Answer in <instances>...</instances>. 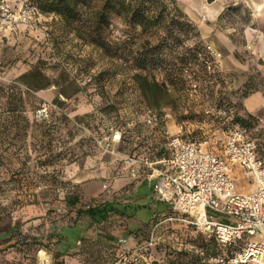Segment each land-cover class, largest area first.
I'll list each match as a JSON object with an SVG mask.
<instances>
[{
    "label": "rangeland",
    "instance_id": "1",
    "mask_svg": "<svg viewBox=\"0 0 264 264\" xmlns=\"http://www.w3.org/2000/svg\"><path fill=\"white\" fill-rule=\"evenodd\" d=\"M162 1L170 9L177 8L188 26L179 52L201 49L194 65L181 67L178 59L168 57L170 67L149 68L144 73L132 67V59L138 52L159 47L160 30L142 34L116 20L108 40L126 51L121 57L109 56L80 41L59 18L34 12L31 0H0V86H16L33 69L50 83L26 105V136L21 131L0 136V153L5 156L0 164V232L13 228L15 234L0 243V264H40L41 252V258L46 255L54 264L55 254L67 249L58 235L70 225L71 217L64 209L69 192L87 205L108 201L125 206L129 217L115 221L121 229L133 231L150 219L157 220L152 223L153 246L123 234L119 240L124 244L117 241L112 264H166L172 251L210 240L200 232L195 241L181 238L178 227L161 217L169 207L149 188L142 186L134 193L136 184H121L109 188L103 199L85 197L84 185H109L108 177L117 175L119 159L99 151L91 139V134H99L108 125L124 130L129 140L131 133L145 130L142 122L151 114L163 120L170 134L206 141L220 155L227 134L241 128L242 120L264 158V61L256 59L250 48L256 30V3L225 0L222 9L213 12L215 0ZM214 54L220 55L216 69L207 73L204 60L213 62ZM225 57L239 68L221 69ZM138 75H147L161 86L156 95L141 91ZM55 100L62 106L55 105ZM14 135L13 147L4 152ZM137 137L141 139L140 134ZM152 140L161 143L160 136ZM252 182L249 175L235 172V192H247ZM100 227L87 218L77 222L80 234ZM67 264L85 261L75 256Z\"/></svg>",
    "mask_w": 264,
    "mask_h": 264
},
{
    "label": "trees",
    "instance_id": "2",
    "mask_svg": "<svg viewBox=\"0 0 264 264\" xmlns=\"http://www.w3.org/2000/svg\"><path fill=\"white\" fill-rule=\"evenodd\" d=\"M31 1L40 15L59 18L67 29L80 41L96 47L109 56L121 57L126 51L124 48L120 50V48L108 40L110 28L116 20L121 21L125 26L130 27V29L138 28L142 34L160 30L163 39L159 47L138 52L132 59V67L137 71L145 73L149 68L166 69L170 67L168 65V57L178 59L181 67L197 63L196 55L201 48L189 50L185 53L179 52L188 26L183 21L177 8L170 9L165 1ZM161 49H167V54L157 53ZM136 80L141 91L150 96L156 95L157 91L161 88L154 79L150 80L147 75H138L136 76ZM17 82L16 86H0V136L6 132L12 133L13 131L15 133L21 131L23 132L22 136H26L29 127V112L26 109V105L30 99L34 98L35 94L50 86L46 77L36 69H33L28 75L22 77ZM54 104L59 107L62 106L58 100H55ZM239 123L242 127L248 125L246 121L242 120ZM21 124L23 126H20ZM161 126L159 123L157 127L145 129L152 132V138L155 139L159 136L158 131L161 129ZM15 137L16 135L10 140L4 152L13 147ZM143 141L139 143L138 147L147 146L151 151V158L158 157L159 150L155 148L156 145L146 142L145 138ZM129 151H135V149H129ZM3 154L0 153V164L5 160ZM257 155L261 158L258 151ZM261 159L264 160V158ZM105 194H100L99 196L103 199L105 198ZM64 209L70 215L71 221L70 225L64 228L63 234L58 235V239L67 246V249L55 254L54 264H67V260L75 256L83 257L85 264H112L113 257L118 248L117 241L119 240V236L124 234L125 238L131 239L132 241L139 237L141 240L139 243L146 244L151 238L152 223L157 222V220L150 219L148 223L140 225L133 231L129 228L121 229L120 225L115 221L119 217H129L126 213L125 206L108 201L100 204L87 205L83 198L70 192L65 195ZM171 216L172 212L170 209L161 215L165 221L171 218ZM111 217H114V219L112 220ZM82 218H87L91 223L101 227L94 231L86 230L80 234L77 232L80 231L77 228V222ZM170 224L178 227L176 231L181 233V238L186 240L188 237H193L195 241L197 231L193 227L175 221H170ZM18 234L21 236V232H18ZM73 234L76 235L73 236ZM14 235L13 228H7L6 233L0 232V243L8 242ZM21 237L26 238V236ZM72 237L73 239H70ZM38 240L36 239L35 241L38 243H35L42 246V243ZM71 251L76 252L72 253ZM223 253V250L218 246L217 242L214 239H210L200 245L192 246L188 250L180 252L172 251L167 256L166 264H218L217 261ZM140 264L145 263L140 262Z\"/></svg>",
    "mask_w": 264,
    "mask_h": 264
},
{
    "label": "built area",
    "instance_id": "3",
    "mask_svg": "<svg viewBox=\"0 0 264 264\" xmlns=\"http://www.w3.org/2000/svg\"><path fill=\"white\" fill-rule=\"evenodd\" d=\"M213 58V62L204 60L207 73L215 71L220 55ZM162 122L149 114L142 123L144 128H154ZM158 134L160 155L155 158L147 146L129 151L131 138L128 140L126 132L115 125L91 134V139L99 151L119 159L125 176L152 183L157 199L172 212L166 221L188 225L214 239L224 252L218 264H264V160L258 157L247 129L230 131L220 155L206 141L185 140L182 134H170L163 125ZM234 168L252 178V192H235ZM102 190L109 192L107 183ZM153 242L151 236L146 246H153ZM40 264H50L49 258Z\"/></svg>",
    "mask_w": 264,
    "mask_h": 264
},
{
    "label": "crops",
    "instance_id": "4",
    "mask_svg": "<svg viewBox=\"0 0 264 264\" xmlns=\"http://www.w3.org/2000/svg\"><path fill=\"white\" fill-rule=\"evenodd\" d=\"M254 2L256 3L254 11H255V13L257 15L256 16V30H255L254 35L252 36L253 37V39H252L253 45L250 48H252L256 59L264 61V0H254ZM224 3H225V0H215V1H213L212 5H211V10L213 12H217L219 9H222V5ZM235 67L239 68L238 65L236 66V64H234V62L228 60L226 57L221 62V69H223V70L234 69ZM147 132H148V130L145 129L143 132L140 131L139 133H134V132L131 133L132 138H131V141L129 143L130 145L128 144V148L129 149H133L134 147L138 146L137 144H135L136 141L139 140L140 142H142L143 139L145 138V135H148ZM137 134L141 135V139L137 137ZM146 137H147L146 142L154 143V145H156L155 148H157V149L160 148L159 147V146H161L160 142L152 140V132L150 133V135H148ZM143 143H144V141H143ZM117 166H118V168H116L117 169L116 170L117 175H115V176L112 175V176L108 177V181L110 182V184L109 185L107 184V185H108L109 188L114 189V188L120 186L121 184L129 185V184H133L134 183V184H136V188H135V192L134 193H136L137 188H142V186H143V188H149L150 190H152L151 193L153 194L154 197H156V195H155V193H154V191L152 189V183L147 182L146 180H143V179L134 180V179L128 178L127 176L124 175L125 171H124V169H123V167H122L120 162H119V165H117ZM235 172H240L241 173V171L239 169H237V168H234V173ZM102 185L103 184L100 185L99 183H96V182H94V183H92L90 185H87V184L84 185L83 189H84L85 197L86 198L87 197H92L91 195H94V197H97L100 194L107 193V192L102 190ZM86 187H89V188H86ZM253 189H254V185H253V182H252L247 187L248 191L245 192V193L252 192ZM160 203H162V202H160ZM169 209H170V207H169Z\"/></svg>",
    "mask_w": 264,
    "mask_h": 264
},
{
    "label": "bare ground",
    "instance_id": "5",
    "mask_svg": "<svg viewBox=\"0 0 264 264\" xmlns=\"http://www.w3.org/2000/svg\"><path fill=\"white\" fill-rule=\"evenodd\" d=\"M42 253V252H41ZM41 253L39 254V258H40V261L42 262V261H46L48 258H47V256L45 255V257H43V258H41Z\"/></svg>",
    "mask_w": 264,
    "mask_h": 264
}]
</instances>
